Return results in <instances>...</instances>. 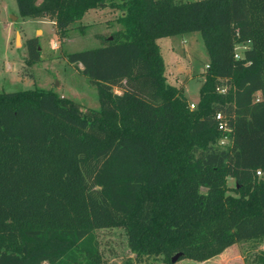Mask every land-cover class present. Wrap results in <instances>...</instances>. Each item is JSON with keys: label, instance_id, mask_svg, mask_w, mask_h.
<instances>
[{"label": "trees", "instance_id": "1", "mask_svg": "<svg viewBox=\"0 0 264 264\" xmlns=\"http://www.w3.org/2000/svg\"><path fill=\"white\" fill-rule=\"evenodd\" d=\"M116 1L128 2L119 27L68 54L97 84L99 109L51 89L0 92V264H103V228H122L136 256L166 263L264 238V0L16 3L22 17H53L60 32ZM191 31L209 58L193 109L167 82L157 43ZM24 45L29 66L40 58L38 37ZM220 110L232 113L225 148Z\"/></svg>", "mask_w": 264, "mask_h": 264}, {"label": "rangeland", "instance_id": "2", "mask_svg": "<svg viewBox=\"0 0 264 264\" xmlns=\"http://www.w3.org/2000/svg\"><path fill=\"white\" fill-rule=\"evenodd\" d=\"M124 3L116 1L89 9L79 21L67 24L59 32L60 23H56L53 17H22L18 13L16 0H0V92L51 89L57 95L73 99L85 107L99 109L97 84L78 71L83 68V64L70 62L68 54L101 45L99 36L109 35L119 27L115 19L125 13L122 7ZM35 36L38 37L40 58L28 66L25 63L27 49L24 41L27 37ZM157 43L167 82L183 87L188 102L196 105L209 60L200 32L162 37ZM246 45L237 46L238 55H241ZM76 132L80 131L75 128L68 131V140L73 145L78 142ZM80 140L87 143L83 138ZM56 144L61 145L55 139L53 148ZM219 146L225 148L227 145ZM35 149L40 152L39 147ZM35 164L33 155L31 167ZM234 184L232 178H227L229 188H233ZM96 238L103 264H264L259 260L264 251V238L240 241L227 247L225 254L203 261L183 258L171 263L163 262L160 256H136L128 247L122 228L96 230Z\"/></svg>", "mask_w": 264, "mask_h": 264}, {"label": "built area", "instance_id": "3", "mask_svg": "<svg viewBox=\"0 0 264 264\" xmlns=\"http://www.w3.org/2000/svg\"><path fill=\"white\" fill-rule=\"evenodd\" d=\"M218 91L224 92L225 88H223V87L218 88ZM189 106L191 109H193L195 105L190 103ZM231 118H232L231 112L228 113V112L220 110V111L216 112V114H215V119L217 121V127L222 132V136L218 142L219 144L228 146L232 142L231 138L228 135L229 132H231V130H232V128L229 124ZM256 174L259 176L261 174V172L259 170H257Z\"/></svg>", "mask_w": 264, "mask_h": 264}, {"label": "water", "instance_id": "4", "mask_svg": "<svg viewBox=\"0 0 264 264\" xmlns=\"http://www.w3.org/2000/svg\"><path fill=\"white\" fill-rule=\"evenodd\" d=\"M177 259H178V254H177V255H174V256L171 258V262H175Z\"/></svg>", "mask_w": 264, "mask_h": 264}, {"label": "crops", "instance_id": "5", "mask_svg": "<svg viewBox=\"0 0 264 264\" xmlns=\"http://www.w3.org/2000/svg\"><path fill=\"white\" fill-rule=\"evenodd\" d=\"M77 21H79V20H77ZM28 38V37H27ZM227 251V248L223 251V252H221L220 254H218L219 256L220 255H223V254H225V252ZM227 256V255H226Z\"/></svg>", "mask_w": 264, "mask_h": 264}]
</instances>
